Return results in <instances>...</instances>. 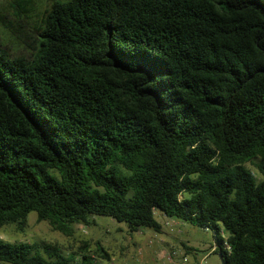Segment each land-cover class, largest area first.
Segmentation results:
<instances>
[{"label": "trees", "instance_id": "obj_1", "mask_svg": "<svg viewBox=\"0 0 264 264\" xmlns=\"http://www.w3.org/2000/svg\"><path fill=\"white\" fill-rule=\"evenodd\" d=\"M13 1L17 34L33 0ZM37 32L30 56L0 46V227L162 233L160 213L264 264V0H54ZM0 263L97 258L0 238Z\"/></svg>", "mask_w": 264, "mask_h": 264}, {"label": "rangeland", "instance_id": "obj_2", "mask_svg": "<svg viewBox=\"0 0 264 264\" xmlns=\"http://www.w3.org/2000/svg\"><path fill=\"white\" fill-rule=\"evenodd\" d=\"M53 2L54 0H33L30 17H24L23 30H18L17 34L7 29L0 18V46L11 49L16 55L30 56L32 46L36 45L37 29ZM14 5L13 0H0V16H5L7 21L17 25L15 20L19 19L21 10L14 9ZM13 29L16 31L18 28ZM247 166L259 176L255 163H248ZM157 217L166 234L151 229L131 233L125 223L121 224L101 216L92 219L90 225H76L74 234L66 236L55 231L49 223L39 222L37 213H31L23 231L15 224L4 225L0 227V238L9 243L54 245L66 255L87 250L97 258V264H169L167 255L174 248L189 247L197 250L200 257H205L206 264H222L219 254L213 252L216 241L212 231L176 218L163 219V216L159 215ZM167 234L173 235L175 240L171 248L164 247L161 242L167 239ZM100 248L107 252L108 257L100 252Z\"/></svg>", "mask_w": 264, "mask_h": 264}, {"label": "built area", "instance_id": "obj_3", "mask_svg": "<svg viewBox=\"0 0 264 264\" xmlns=\"http://www.w3.org/2000/svg\"><path fill=\"white\" fill-rule=\"evenodd\" d=\"M158 214V213H157ZM165 218H168L165 216ZM207 230V229H206ZM227 247V243L225 244ZM217 250V244L213 247V252ZM167 261L169 264H206V258L200 257L197 250L190 248L173 249L169 255H167Z\"/></svg>", "mask_w": 264, "mask_h": 264}, {"label": "crops", "instance_id": "obj_4", "mask_svg": "<svg viewBox=\"0 0 264 264\" xmlns=\"http://www.w3.org/2000/svg\"><path fill=\"white\" fill-rule=\"evenodd\" d=\"M159 215V217L160 216H163V219L165 218V216L164 215H162V214H160V213H158L157 214V216ZM159 219V218H158ZM166 219H169V218H166ZM159 222H160V220H159ZM161 223V222H160ZM163 226V225H162ZM162 233L163 234H166L165 232H164V228H163V231H162ZM174 237H173V235H171V234H167V239L166 240H161V242L163 243V245H164V247H166V248H171V247H173V243H174ZM190 248V247H189ZM191 249H193V248H191ZM195 250V249H194Z\"/></svg>", "mask_w": 264, "mask_h": 264}, {"label": "water", "instance_id": "obj_5", "mask_svg": "<svg viewBox=\"0 0 264 264\" xmlns=\"http://www.w3.org/2000/svg\"><path fill=\"white\" fill-rule=\"evenodd\" d=\"M219 257L221 258L222 263H223V264H226V263H224V258H223V254H222L221 251L219 252Z\"/></svg>", "mask_w": 264, "mask_h": 264}]
</instances>
